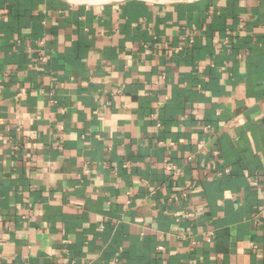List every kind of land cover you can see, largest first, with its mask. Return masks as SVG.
<instances>
[{
	"label": "crops",
	"instance_id": "obj_1",
	"mask_svg": "<svg viewBox=\"0 0 264 264\" xmlns=\"http://www.w3.org/2000/svg\"><path fill=\"white\" fill-rule=\"evenodd\" d=\"M0 264H264V0H0Z\"/></svg>",
	"mask_w": 264,
	"mask_h": 264
},
{
	"label": "built area",
	"instance_id": "obj_2",
	"mask_svg": "<svg viewBox=\"0 0 264 264\" xmlns=\"http://www.w3.org/2000/svg\"><path fill=\"white\" fill-rule=\"evenodd\" d=\"M45 57L42 58V60H44ZM167 171H169L170 173H172L174 176H178L180 173V169L175 165V164H169L166 167Z\"/></svg>",
	"mask_w": 264,
	"mask_h": 264
},
{
	"label": "water",
	"instance_id": "obj_3",
	"mask_svg": "<svg viewBox=\"0 0 264 264\" xmlns=\"http://www.w3.org/2000/svg\"><path fill=\"white\" fill-rule=\"evenodd\" d=\"M104 1H116V0H104ZM104 1H96V2H104ZM117 1H121V0H117ZM74 2H80V1H74ZM81 2H88V1H81Z\"/></svg>",
	"mask_w": 264,
	"mask_h": 264
},
{
	"label": "rangeland",
	"instance_id": "obj_4",
	"mask_svg": "<svg viewBox=\"0 0 264 264\" xmlns=\"http://www.w3.org/2000/svg\"><path fill=\"white\" fill-rule=\"evenodd\" d=\"M72 1H88V2H96V1H99V0H72Z\"/></svg>",
	"mask_w": 264,
	"mask_h": 264
},
{
	"label": "bare ground",
	"instance_id": "obj_5",
	"mask_svg": "<svg viewBox=\"0 0 264 264\" xmlns=\"http://www.w3.org/2000/svg\"><path fill=\"white\" fill-rule=\"evenodd\" d=\"M99 1H104V0H99Z\"/></svg>",
	"mask_w": 264,
	"mask_h": 264
}]
</instances>
